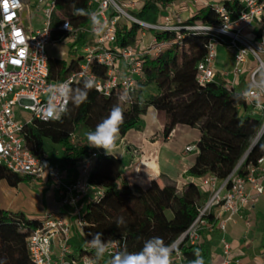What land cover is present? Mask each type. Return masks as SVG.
I'll return each mask as SVG.
<instances>
[{"label":"trees","instance_id":"1","mask_svg":"<svg viewBox=\"0 0 264 264\" xmlns=\"http://www.w3.org/2000/svg\"><path fill=\"white\" fill-rule=\"evenodd\" d=\"M54 2L56 12L51 21L54 28L52 41L64 36L57 29L64 21L69 22L73 30L88 28L89 17L73 15V6L89 11L90 0ZM168 3L169 0L162 2L161 6L165 8ZM223 4L232 18L241 10L237 0L225 1ZM158 13L159 8L147 1L130 15L139 21L154 24ZM112 15L114 14L111 13L110 16ZM217 24L219 16L210 4L197 9L187 21L177 26ZM143 30L145 29L140 25L119 18L116 23L117 46L136 49L138 34ZM146 30L152 32L155 40L164 45L157 55H145L141 59L142 78L137 80L135 93L128 101H119L117 90L104 96L93 88L83 104L75 106L68 101V113L58 120H35L27 126L24 131L26 148L48 166V157L44 156V141L58 145L62 153L59 167L73 169L78 176L81 164L91 159L96 151V148L87 145L86 133L108 115L114 104L120 103L125 122L121 126L119 137H123L131 129L139 128L141 117L148 107L164 113L163 139H167L177 125L199 131L200 137L195 144L196 157L185 174L187 177L202 179L213 175L223 181L240 160L242 163L237 172L239 175L244 174L248 164H255L264 156V133L253 146L251 143L262 122L251 113V107L244 101L240 89L224 86V82L217 76L210 83L198 84L195 68L205 57L208 37L185 29L178 32ZM82 38V34L77 35L70 45L68 61L48 56L49 81L64 80L78 69L81 56L75 57V47L85 43V38ZM90 70L101 77L106 74V68L96 63L90 65ZM82 84L83 82L75 83L71 88L82 87ZM149 86H154L155 93L141 100L140 94ZM82 132L85 134L83 141L73 143L70 136L74 135L76 138ZM110 162L109 156L97 154L91 160L87 181L101 189L102 196L89 202L90 196L86 195L80 201L85 223L83 231L87 235L103 233L105 240L123 239L128 251L139 250L143 241L152 236H160L166 243H173L193 223L198 208L208 198V192L202 191L194 182L186 184L179 191L176 183L164 176H160L159 181L151 180L144 189L134 192L128 190L122 179V186L118 189L115 182L122 178L119 173L106 175V167ZM0 180H4L10 187H17L28 181V178L19 177L0 166ZM120 216L125 218L127 224L117 228L115 221ZM209 219H212L211 216ZM39 221L20 213L11 215L0 208V259H6L7 264H30L25 239L29 231L38 227ZM178 249L184 258L183 264H189L195 258V249H199L206 264H210L208 245L202 235L195 245L182 244ZM100 264H108V261Z\"/></svg>","mask_w":264,"mask_h":264},{"label":"built area","instance_id":"2","mask_svg":"<svg viewBox=\"0 0 264 264\" xmlns=\"http://www.w3.org/2000/svg\"><path fill=\"white\" fill-rule=\"evenodd\" d=\"M188 1L196 4L200 0ZM237 1L241 10L235 18H232L224 4L216 3L212 5L219 16V24L179 27L171 24L168 17L160 24H146L128 15L124 9L135 6V0L123 3L90 0L89 12L95 14L98 25L94 27L89 18L87 29L73 30L70 26L69 31L65 28L66 21L57 28L71 42L77 35L89 32L91 42L83 46L78 69L64 80L49 81L46 48L55 42L51 37L54 31L51 21L56 12L54 0H36L37 10L42 13V26L36 30H29L23 24L22 11L26 0H0V166L30 180L45 177L63 210L61 213L45 215L39 219L38 227L29 231L25 244L30 264H90L94 259V250L86 244L91 234L87 235L83 231L85 223L80 201L89 193L96 200L102 196L101 189L87 181L91 160L96 157V153L81 164L78 176L69 180L67 169L45 166L40 158L26 148L24 131L35 120H58L51 117L48 106L67 105L68 100L54 95L53 85L66 83L71 87L92 78L96 83L94 89L104 96H108L112 90H117L119 97L123 93H128L130 98L133 96L137 80L142 78L141 59L145 55H157L164 44L153 38L142 48H119L116 44V23L121 16L143 29L159 32L185 29L206 35V54L195 68V77L200 85L210 83L216 77L217 49L230 50L233 53L232 68L223 75L224 86L240 89L241 95L248 92V98L243 99L251 107L252 114L260 116L262 123L259 137L264 133V111L255 108L253 99L257 91L253 85L264 73V0ZM208 5L204 3V6ZM109 11L114 15L110 16ZM119 61L122 62L121 69ZM92 63L106 68L104 77L90 70ZM70 139L75 142L74 135ZM193 150V146L185 148L186 152ZM240 163L242 160L223 181L213 175L196 181L195 184L202 191L208 192V198L198 208L193 223L173 242L178 248L182 244L195 245L202 233L211 234L217 230L221 233L220 243L225 256L222 264L230 262L231 245L223 237L225 224L240 216L242 209L253 206L256 196L264 193V156L255 164H248L242 175L237 172ZM210 216L212 219H209ZM245 225L248 227L249 222L245 221ZM75 238L78 239L76 243L73 241ZM107 241L114 242L111 247L113 252L126 249L123 239ZM77 243L80 245L76 246ZM179 253L173 257L174 264L184 263L181 251ZM108 260L106 255L100 263ZM259 264H264V247L260 252Z\"/></svg>","mask_w":264,"mask_h":264},{"label":"crops","instance_id":"3","mask_svg":"<svg viewBox=\"0 0 264 264\" xmlns=\"http://www.w3.org/2000/svg\"><path fill=\"white\" fill-rule=\"evenodd\" d=\"M118 1L119 3H123L126 0H117L116 2ZM147 1L159 8V13L154 24L162 23L165 17H168L170 22H174L175 18L184 23L197 9L204 7V3L223 4L225 1L231 2L230 0H200L195 4L188 0H169L168 5L163 8L161 4L167 0H135V6L129 8L130 13L137 11ZM111 13L109 11V15ZM148 32L152 40L154 38L153 33ZM144 34L145 32L142 31L138 39ZM82 35L83 39L85 38V43L81 46H76L75 57L82 56L83 46L91 42L89 32H84ZM63 38L67 39L68 37L64 34L63 37L55 42H59ZM69 47L67 48V53ZM219 49L221 50L220 52ZM232 61L233 53L230 50L225 48L217 49L216 76L223 82V75L231 70ZM118 66L121 69L122 62L119 61ZM258 117L260 118V116ZM164 120L163 112L148 107L146 113L141 117L139 128L131 129L123 137H119L116 142V150L111 155L107 154L103 149L96 148L95 153L97 155L109 156L111 158L110 164L106 167V175L118 172L122 177L115 182L118 189L122 186V179L131 192L144 189L151 180L159 181L160 176H164L175 182L179 191L186 184L190 182L196 183L199 180L185 175L193 165L196 157L195 144L200 137L199 131L196 128L177 125L171 135L167 139H163L162 129ZM188 146H193L194 150L186 152L185 148ZM48 166L59 167L58 165L51 164ZM67 170L69 180L77 177L73 169ZM42 179H45V185L50 189L46 194V199L49 203L47 204L45 215L63 212L59 200L56 194H54L55 192H52L50 184L45 177L39 180L28 179V181H41ZM50 193L52 194L50 195ZM88 196L92 195L89 193ZM26 217L29 219L42 218ZM245 221L249 222L248 227L245 225ZM223 237L231 245L232 258L228 264H259L260 252L262 247H264V193L256 196L253 206L242 209L240 216L226 222ZM220 238L221 233L217 230L211 234L202 233V239L208 245L210 264H222L224 262L225 256ZM73 241L76 243L75 241L78 242V239L75 238ZM78 245L80 244L77 243L76 246Z\"/></svg>","mask_w":264,"mask_h":264},{"label":"clouds","instance_id":"4","mask_svg":"<svg viewBox=\"0 0 264 264\" xmlns=\"http://www.w3.org/2000/svg\"><path fill=\"white\" fill-rule=\"evenodd\" d=\"M73 15L88 16L93 26L99 24V20L94 13L84 8H76L73 6ZM65 28L70 31V23L65 22ZM96 87L95 80L92 78L85 79L82 87L71 88L66 83L61 85H53L54 95H59L65 100L70 101L73 105L79 106L87 101L88 93ZM253 87L257 90L253 96L255 100V108L264 111V73L256 81ZM243 98H248V92L242 94ZM124 102L130 99L128 93H123L118 98ZM52 118L59 119L60 116L67 114L69 109L67 105L57 106L50 104L48 106ZM125 122L124 110L120 103L114 104L106 117L96 124L93 130L86 133L87 145L91 148L103 149L107 154L111 155L116 150V142L120 135L121 126ZM117 228L126 226L127 221L120 216L115 221ZM88 247L94 250V259L90 264H100L105 256L109 257L108 264H174V255H179L178 246L175 243H166L164 238L160 236H152L143 241L141 248L137 251H128L127 249L119 251H111L114 242L107 241L103 238V233L97 232L91 234V239H86ZM194 259L189 264H206L205 258L199 249L194 250ZM0 264H7L6 259H0Z\"/></svg>","mask_w":264,"mask_h":264},{"label":"rangeland","instance_id":"5","mask_svg":"<svg viewBox=\"0 0 264 264\" xmlns=\"http://www.w3.org/2000/svg\"><path fill=\"white\" fill-rule=\"evenodd\" d=\"M230 1L234 2L235 0ZM36 7V0H26L22 11V19L23 24L27 29L36 30L42 26V15L36 10ZM124 11L125 13L130 15V9H124ZM121 20L126 19L121 16ZM174 20L175 21L171 22V24L175 26L183 22H180L175 18ZM143 31L145 32V34L140 39H138V48L147 46L151 41V35H149L148 32L149 30L145 29ZM138 36H141V32L138 34ZM72 44L73 42H71L70 39L63 38L59 42H54L53 46L52 44L48 45L46 48V53L50 57L57 56L68 61L69 58L67 48ZM220 51L221 50L219 49V52ZM153 93H155L154 86H149L146 91L140 94V99L143 100L147 98L148 95H151ZM84 137V132L77 134L75 138V143L83 141ZM257 138H260L259 132L251 143H253ZM43 149L44 156L48 157L49 164L58 166L61 165L62 153L58 145H54L49 141L45 140L43 144ZM239 162L236 164L235 167L239 165ZM49 190L50 189L47 187V185H45V179H42L41 181H24L20 183L17 187H10L4 180H0V208L11 215H16L20 213L24 216L41 218L46 214V207L49 203L46 199V194ZM52 192L54 193L53 190ZM51 194L52 193H50V195ZM88 199L90 202V200L94 199V197L90 196Z\"/></svg>","mask_w":264,"mask_h":264},{"label":"water","instance_id":"6","mask_svg":"<svg viewBox=\"0 0 264 264\" xmlns=\"http://www.w3.org/2000/svg\"><path fill=\"white\" fill-rule=\"evenodd\" d=\"M257 140H258V138L253 142L252 146L255 144V142H256ZM252 146H251V147H252Z\"/></svg>","mask_w":264,"mask_h":264}]
</instances>
